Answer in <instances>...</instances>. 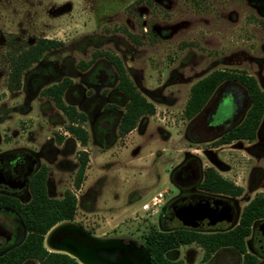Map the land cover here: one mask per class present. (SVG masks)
Wrapping results in <instances>:
<instances>
[{
    "label": "rangeland",
    "instance_id": "374dc122",
    "mask_svg": "<svg viewBox=\"0 0 264 264\" xmlns=\"http://www.w3.org/2000/svg\"><path fill=\"white\" fill-rule=\"evenodd\" d=\"M39 39L60 41L62 46L46 52L23 72L20 88L8 91L10 60ZM101 55L118 57L137 91L155 108L122 137L117 123L110 134L98 131L97 117L114 107L110 95L117 83L114 78L102 84L98 71L92 72L98 65L114 72ZM88 62L90 67L82 71L79 66ZM214 71L244 72L264 92V0H0V153L20 147L37 153L49 143L63 149L55 139L70 137L67 120L41 91L70 79L63 101L91 113L82 124L88 140L85 147L73 141L74 149L67 146L65 158L56 154L47 163L49 197L60 199L67 190L75 196L74 218L63 223L95 239L144 249L150 230L172 228L160 223L161 208L176 193L170 173L187 155L196 156L202 169L211 167L241 187L238 203L264 194V152L251 151L246 142L215 149L214 138L196 134L204 128L205 117L182 116L192 85ZM117 99L120 105L110 113L123 112L126 101ZM80 151L86 152L88 163L75 190ZM60 159L72 167L57 166ZM156 193L163 194L158 211H142ZM17 245L10 241V246ZM202 255L192 244L165 257L202 264ZM240 262L238 258L236 264Z\"/></svg>",
    "mask_w": 264,
    "mask_h": 264
},
{
    "label": "trees",
    "instance_id": "16d2710c",
    "mask_svg": "<svg viewBox=\"0 0 264 264\" xmlns=\"http://www.w3.org/2000/svg\"><path fill=\"white\" fill-rule=\"evenodd\" d=\"M60 46H62L60 41L39 39L34 45L12 57L7 90L10 92L18 90L23 72L39 62L46 52ZM101 56L107 59L115 71L116 89L126 99L124 111L117 126L118 135L122 137L136 127L141 117L152 116L155 108L137 91L118 57ZM89 67L90 62L79 66L82 71ZM225 81H233L242 86L247 93L250 106L242 122L214 141L213 147L229 144L235 140L253 141L264 112V92L254 77L244 72L214 71L192 85L182 112L183 118L191 120L198 115L215 90ZM71 86L72 81L64 78L59 83L42 90L41 95L49 98L55 108L66 118L65 132L81 147H85L88 135L82 124L86 122L87 116L63 101L65 91ZM63 140L62 136H58V143ZM77 161L78 167L72 183L75 190L80 189L87 168L88 156L85 151L78 153ZM45 182L46 172L43 169L32 178L29 185L31 198L25 204L0 196V208L12 211L19 218L26 232L21 244L0 255V264H26L31 261L37 264H79L66 254L49 252L44 246V238L49 230L59 223L72 221L77 207L76 198L69 190L65 191L60 199L48 197ZM200 188L207 193L224 194L231 197H238L243 192L241 187L222 178L211 167L206 168ZM263 218L264 194H257L243 208L238 225L228 232L202 233L180 228L163 231L150 230L144 237L143 248L150 264H184L182 260H168L165 254L181 246L192 244L197 245L203 251L202 264L208 262L219 249L228 247L242 255L241 264H258L255 256L246 253L245 239L250 235L252 223Z\"/></svg>",
    "mask_w": 264,
    "mask_h": 264
},
{
    "label": "flooded vegetation",
    "instance_id": "af4514ba",
    "mask_svg": "<svg viewBox=\"0 0 264 264\" xmlns=\"http://www.w3.org/2000/svg\"><path fill=\"white\" fill-rule=\"evenodd\" d=\"M96 71H98V81L102 84L107 81L111 82L114 78L117 81L115 71L112 72L111 70H105L103 68L101 70L99 65L92 69V72L95 73ZM217 95H220V98L216 100L213 107L209 109L210 104H212V101ZM110 96L114 103V107L109 109L110 112L116 111L117 108L115 109V106L117 107L120 105L117 96H120L126 101L124 95L116 89V85L114 93H111ZM95 100L96 97L94 96L90 99V102ZM249 106L250 102L245 89L233 81H227L218 91L213 93L205 107L197 115L205 117L204 128L198 130L196 133L197 136H201L203 132L208 139L214 138L212 142L216 141L230 129L238 126L242 122ZM109 111L101 112L97 117L100 121L98 131L101 135L104 132L105 135L110 134L109 132L113 131L116 123L118 126L123 113H110ZM90 114L91 113L87 112V120L90 118ZM57 138L58 136H56L55 139L56 144L62 146L63 149H57L49 143V145H46L43 147L44 149H41V151L37 153L30 151L27 147L14 148L0 153V196L17 200L22 204L27 203L31 198L29 190L31 180L37 173L44 169L46 172V193L49 197V187H51L52 181L48 178L49 169L47 163L52 162L56 154L61 158H65L69 150H66V147L72 144L70 146L72 152L74 149L73 141H76L70 136L69 138H64L61 143H58ZM233 142H246L251 144V151L253 150L259 153L264 152V112L253 141L235 140ZM229 144H222L215 147V149ZM45 152L50 155L46 157ZM40 159H44L47 162L41 164ZM62 165H66V167L70 168L72 167L70 162H67V159H60L57 163V166ZM205 170L206 168H201L196 156L187 155L176 168L171 171L170 182L176 190V193H174L168 202L161 208V224L168 222L172 225V228L195 230L202 233H224L234 229L238 225L242 210L250 200L246 203L239 200L240 203H238L237 200L241 199L240 197L242 194L238 197H231L224 194L215 195L203 191L200 185L202 184ZM256 176V169H253L250 177L252 182L255 181ZM232 184L235 185L234 183ZM200 200H216L218 206L217 211L223 213L222 219H219L215 224L209 226L197 222V226L194 228L179 227L173 223L175 212L179 208L194 205ZM250 230V235L245 239L246 253L255 256L258 259V264H264V218L254 221ZM25 235L26 232L19 218L7 208H0V252H2L0 255L14 248L10 246V241L12 239L18 241L19 245L24 240ZM238 258H240L242 262V255L238 254L236 250L229 247L222 248L215 252L211 259L204 264H233L232 260L237 261ZM236 261L234 264H236Z\"/></svg>",
    "mask_w": 264,
    "mask_h": 264
},
{
    "label": "water",
    "instance_id": "95a60500",
    "mask_svg": "<svg viewBox=\"0 0 264 264\" xmlns=\"http://www.w3.org/2000/svg\"><path fill=\"white\" fill-rule=\"evenodd\" d=\"M217 207L216 200H200L194 205L179 208L173 223L189 228L196 227L197 222L205 226L215 224L223 217ZM47 235V245L51 250L66 254L79 264H150L144 249L118 241L95 239L69 223L55 225L45 237Z\"/></svg>",
    "mask_w": 264,
    "mask_h": 264
},
{
    "label": "built area",
    "instance_id": "2783aa9c",
    "mask_svg": "<svg viewBox=\"0 0 264 264\" xmlns=\"http://www.w3.org/2000/svg\"><path fill=\"white\" fill-rule=\"evenodd\" d=\"M163 199L162 193H156L150 198V200L142 205L141 210L144 212L156 213L160 207V203Z\"/></svg>",
    "mask_w": 264,
    "mask_h": 264
},
{
    "label": "bare ground",
    "instance_id": "6f19581e",
    "mask_svg": "<svg viewBox=\"0 0 264 264\" xmlns=\"http://www.w3.org/2000/svg\"><path fill=\"white\" fill-rule=\"evenodd\" d=\"M55 229V228H54ZM53 231V230H52ZM51 233V232H50ZM49 235V234H48ZM48 235L45 237V243L47 244V237ZM48 246V245H47ZM50 249V248H49ZM51 250V249H50ZM53 251V250H52Z\"/></svg>",
    "mask_w": 264,
    "mask_h": 264
},
{
    "label": "crops",
    "instance_id": "0c3cea01",
    "mask_svg": "<svg viewBox=\"0 0 264 264\" xmlns=\"http://www.w3.org/2000/svg\"><path fill=\"white\" fill-rule=\"evenodd\" d=\"M44 243H45V241H44ZM202 254H203V252H202Z\"/></svg>",
    "mask_w": 264,
    "mask_h": 264
}]
</instances>
